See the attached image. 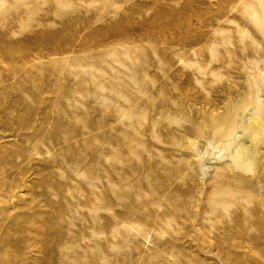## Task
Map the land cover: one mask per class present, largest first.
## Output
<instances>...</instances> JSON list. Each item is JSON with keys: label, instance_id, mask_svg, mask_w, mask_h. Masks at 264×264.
<instances>
[{"label": "rangeland", "instance_id": "374dc122", "mask_svg": "<svg viewBox=\"0 0 264 264\" xmlns=\"http://www.w3.org/2000/svg\"><path fill=\"white\" fill-rule=\"evenodd\" d=\"M0 264H264V0H0Z\"/></svg>", "mask_w": 264, "mask_h": 264}]
</instances>
